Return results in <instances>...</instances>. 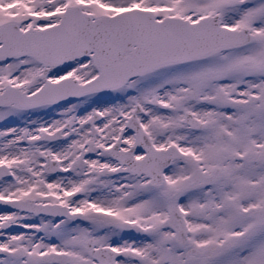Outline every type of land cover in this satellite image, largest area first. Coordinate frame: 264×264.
<instances>
[{
	"label": "snow or ice",
	"instance_id": "1",
	"mask_svg": "<svg viewBox=\"0 0 264 264\" xmlns=\"http://www.w3.org/2000/svg\"><path fill=\"white\" fill-rule=\"evenodd\" d=\"M0 122V264H264V0H0Z\"/></svg>",
	"mask_w": 264,
	"mask_h": 264
},
{
	"label": "rangeland",
	"instance_id": "2",
	"mask_svg": "<svg viewBox=\"0 0 264 264\" xmlns=\"http://www.w3.org/2000/svg\"><path fill=\"white\" fill-rule=\"evenodd\" d=\"M44 119H50L51 117H43ZM20 126H22L23 125V121H18L17 122ZM5 126H11V123H9L8 125H5L3 122H0V128H3V127H5ZM0 212H2V211H0Z\"/></svg>",
	"mask_w": 264,
	"mask_h": 264
},
{
	"label": "water",
	"instance_id": "3",
	"mask_svg": "<svg viewBox=\"0 0 264 264\" xmlns=\"http://www.w3.org/2000/svg\"><path fill=\"white\" fill-rule=\"evenodd\" d=\"M3 207H0V209H2Z\"/></svg>",
	"mask_w": 264,
	"mask_h": 264
}]
</instances>
